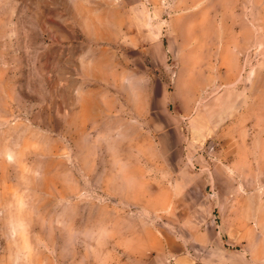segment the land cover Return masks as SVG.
<instances>
[{"label":"rangeland","instance_id":"374dc122","mask_svg":"<svg viewBox=\"0 0 264 264\" xmlns=\"http://www.w3.org/2000/svg\"><path fill=\"white\" fill-rule=\"evenodd\" d=\"M232 199L254 226L264 0H0V264H245Z\"/></svg>","mask_w":264,"mask_h":264},{"label":"crops","instance_id":"0c3cea01","mask_svg":"<svg viewBox=\"0 0 264 264\" xmlns=\"http://www.w3.org/2000/svg\"><path fill=\"white\" fill-rule=\"evenodd\" d=\"M230 201H227L229 207H231V212L230 214H228L229 217L226 216V223L227 226H231V224H234L235 228L238 230L236 231L234 229H231L232 232L230 231L229 233L230 240L247 243V257H245V264H264V212H257V208L254 207L253 204H251V210H249L250 212L247 213V216L249 221L251 220L252 222H254V226H248L246 228V226L243 225L244 222L243 224L239 225L240 219L235 220L236 215L234 210L236 207V203H234V199H232V202ZM221 205L223 206V204Z\"/></svg>","mask_w":264,"mask_h":264}]
</instances>
